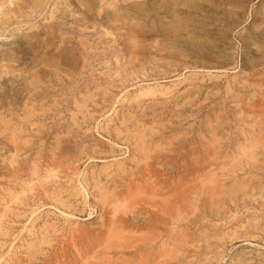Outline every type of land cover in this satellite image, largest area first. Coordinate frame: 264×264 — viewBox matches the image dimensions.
Segmentation results:
<instances>
[{
	"label": "rangeland",
	"instance_id": "374dc122",
	"mask_svg": "<svg viewBox=\"0 0 264 264\" xmlns=\"http://www.w3.org/2000/svg\"><path fill=\"white\" fill-rule=\"evenodd\" d=\"M0 264H264V0H0Z\"/></svg>",
	"mask_w": 264,
	"mask_h": 264
}]
</instances>
